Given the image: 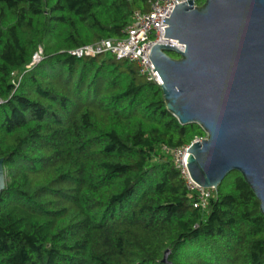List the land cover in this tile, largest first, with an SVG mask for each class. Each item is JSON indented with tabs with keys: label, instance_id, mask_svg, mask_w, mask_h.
<instances>
[{
	"label": "trees",
	"instance_id": "trees-1",
	"mask_svg": "<svg viewBox=\"0 0 264 264\" xmlns=\"http://www.w3.org/2000/svg\"><path fill=\"white\" fill-rule=\"evenodd\" d=\"M152 1L0 0V264H264L243 176L202 209L175 164L202 128L136 62L70 53L125 39Z\"/></svg>",
	"mask_w": 264,
	"mask_h": 264
},
{
	"label": "water",
	"instance_id": "water-1",
	"mask_svg": "<svg viewBox=\"0 0 264 264\" xmlns=\"http://www.w3.org/2000/svg\"><path fill=\"white\" fill-rule=\"evenodd\" d=\"M163 22L165 37L185 45L151 52L167 109L206 134L187 151L191 179L216 189L238 172L264 215V0H188ZM5 187L0 158V195Z\"/></svg>",
	"mask_w": 264,
	"mask_h": 264
},
{
	"label": "built area",
	"instance_id": "built-area-1",
	"mask_svg": "<svg viewBox=\"0 0 264 264\" xmlns=\"http://www.w3.org/2000/svg\"><path fill=\"white\" fill-rule=\"evenodd\" d=\"M188 2V0H153L149 12H136L134 22L126 29V38L122 40H103L94 45H86L70 53L76 57H95L102 54H110L117 59H125L136 62L139 72L147 80L153 81L159 86L162 80L158 75L150 59L152 49L157 44L174 45L180 50H185V45L177 40L165 37V27L168 24L164 18H170L175 6ZM197 4V0H193ZM42 59V50L33 56L31 66L37 64ZM198 140V139H197ZM189 146L178 148L174 151V161L176 166L182 171L187 187L197 194L195 207L205 209L214 188H204L194 182L188 172L185 157Z\"/></svg>",
	"mask_w": 264,
	"mask_h": 264
}]
</instances>
